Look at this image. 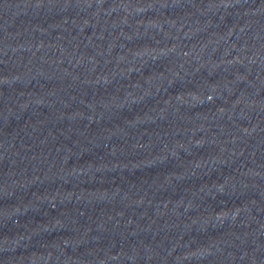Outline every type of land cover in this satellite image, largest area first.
<instances>
[{
	"label": "water",
	"instance_id": "95a60500",
	"mask_svg": "<svg viewBox=\"0 0 264 264\" xmlns=\"http://www.w3.org/2000/svg\"><path fill=\"white\" fill-rule=\"evenodd\" d=\"M0 264H264V0H0Z\"/></svg>",
	"mask_w": 264,
	"mask_h": 264
}]
</instances>
